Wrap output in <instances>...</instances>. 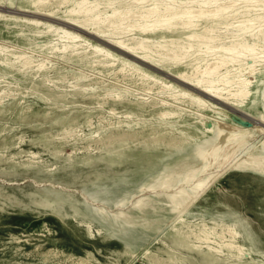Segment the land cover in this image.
I'll use <instances>...</instances> for the list:
<instances>
[{
  "label": "rangeland",
  "instance_id": "1",
  "mask_svg": "<svg viewBox=\"0 0 264 264\" xmlns=\"http://www.w3.org/2000/svg\"><path fill=\"white\" fill-rule=\"evenodd\" d=\"M38 1L0 0V13L20 16L11 26L0 17L1 43L28 51L33 65L46 61L37 71L19 69L20 60L9 68L0 58V264H264V123H258L264 118V72L239 108L203 95L225 117L180 105V120L166 122L154 91L48 57L47 46L32 48L15 37L31 31L24 18L34 10L64 16L78 0ZM100 5L103 15L112 11ZM238 6L247 11L235 22L264 15L262 0ZM185 35L183 28L133 29L128 37L142 36L153 47L166 39L174 47L171 39ZM37 39L48 43L47 36ZM196 62L190 56L169 66L190 72ZM113 82L125 86L133 101L104 98ZM79 83H90L95 95L81 93ZM202 124L213 128L209 136ZM227 139L234 140L228 149Z\"/></svg>",
  "mask_w": 264,
  "mask_h": 264
},
{
  "label": "bare ground",
  "instance_id": "2",
  "mask_svg": "<svg viewBox=\"0 0 264 264\" xmlns=\"http://www.w3.org/2000/svg\"><path fill=\"white\" fill-rule=\"evenodd\" d=\"M41 1L43 0L38 2ZM252 1L257 0H94L89 2L91 4H88L87 0H78L74 6L66 10L64 16H54L53 13L34 10L36 15L52 16V18H56L68 26L45 22L38 16L34 17L36 15L25 18L22 16L26 25L32 29L29 33H14V36L25 38L32 48L47 46L48 57L59 55L61 58H67L92 69L104 71L115 80L135 82L141 88H144V91H154L159 96V98L154 97L157 98L154 103L161 106L159 117L166 122H175L180 120L182 116V112L176 108L180 105H186L201 112L211 111L214 116L221 114L220 110L218 111L212 107L210 99L192 88L210 98L237 108L245 105V101L251 97V84L256 82L255 78H258L264 72V15L244 16L242 19H238L237 22L234 18L237 13L247 11L246 9L240 11L238 6L240 2L248 3ZM101 2L112 8V11L107 15L102 14L103 8L102 10H100L101 8L98 9ZM9 10L11 11V9ZM2 15H4L3 18L6 19L8 26H11L20 17L0 13V17ZM200 20L205 21V23L199 27ZM39 26H43L44 29L39 28ZM179 28L185 29L186 35L182 39H171L170 43H174V47L167 46L166 39L163 42L165 44L162 43L158 47H153L142 36L140 39L136 37V40L134 36L128 37L129 32L133 29L144 32ZM83 31L100 37L104 42L116 47L118 51L139 62L142 61V64L146 62L162 69L169 76L164 77L135 60L122 56L108 45L94 42L82 34ZM248 31L252 33L248 35ZM40 36H47L48 43L37 44V38ZM10 47H12L11 44L1 43L0 41L1 62L9 68L17 66L19 60V69L37 66L35 68L40 71L46 68V61H39L33 65L34 61L27 54L28 51L21 50V52H17L12 49L13 47ZM11 55H14V58ZM190 56L197 61L190 72H187V70L172 71L169 64L184 61L189 59ZM202 61H205L204 65L201 64ZM86 77V74H84L80 79ZM167 77L179 80L189 88L183 87ZM113 83L114 85L107 88L106 93L103 95L104 98L115 102L133 101L128 96V90L125 89V86L117 82ZM79 85L77 89L81 93L95 95L90 83H79ZM139 103L143 105L144 101ZM222 115L225 117L224 114ZM198 122L202 123V120ZM258 123L263 124L264 118L260 116ZM220 124L222 126V123ZM214 127L216 126L214 125ZM199 128L202 133L208 134L207 136L210 135L209 133L213 129L205 127L204 124L200 125ZM235 134L237 137L240 136V133ZM229 137L228 139H230ZM212 140H216V137ZM231 140L226 142V149L234 141ZM208 142L211 141L208 140ZM225 152L223 151V156L218 155L215 161L221 160ZM207 153L208 156H206L210 157L209 151ZM214 156L211 157L214 158ZM203 232L206 238L209 237V234L211 235L208 230H203ZM229 232L232 234V238L235 239L233 237L236 234L234 228H230Z\"/></svg>",
  "mask_w": 264,
  "mask_h": 264
},
{
  "label": "water",
  "instance_id": "3",
  "mask_svg": "<svg viewBox=\"0 0 264 264\" xmlns=\"http://www.w3.org/2000/svg\"><path fill=\"white\" fill-rule=\"evenodd\" d=\"M84 32V31H83ZM88 33V32H87ZM90 34V33H89ZM94 36V35H93ZM94 37H96V36H94ZM97 38V37H96ZM107 43V42H106ZM109 46H111V47H113V48H115V49H117L116 47H114L112 44H109V43H107ZM140 62H142V61H140ZM143 64H145V65H147V66H149V67H151L152 69H155L156 71H158V72H160V73H162V74H164V75H166V76H169L165 71H163L162 69H159L158 67H154L153 65H150V64H148V63H146V62H143ZM174 79V78H173ZM176 80V79H175ZM176 81H178V82H180V83H182L181 81H179V80H176ZM183 84V83H182ZM194 91H197V92H199V93H201L202 95H205V94H203L202 92H200V91H198V90H196V89H194V88H192ZM205 96H207V95H205ZM208 97V96H207Z\"/></svg>",
  "mask_w": 264,
  "mask_h": 264
}]
</instances>
